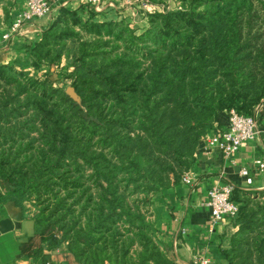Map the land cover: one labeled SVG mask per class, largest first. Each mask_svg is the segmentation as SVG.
<instances>
[{
  "label": "trees",
  "instance_id": "1",
  "mask_svg": "<svg viewBox=\"0 0 264 264\" xmlns=\"http://www.w3.org/2000/svg\"><path fill=\"white\" fill-rule=\"evenodd\" d=\"M207 2L210 3V7L204 13L196 14L195 9L186 7L183 11L158 14L159 17L171 23L165 22V26L162 27L167 31L158 29L160 32L155 34L153 29L156 27L153 21L151 22L152 27L149 33L157 36V44H161L162 47L159 48L160 50H152L153 64L146 69V72L134 75L138 67L123 64L118 61L119 58L110 60L106 63L107 65L104 63V66L99 68L86 62L76 66V71H82L84 77L88 75L100 77L92 79L93 88L91 89L92 100H98L101 97L97 103L100 107H102L103 98L115 86L125 84L127 89L124 92L134 95L130 113L119 114L114 119L105 118L102 125H94L92 122L94 116L88 113L84 118L91 125L83 129L79 127L80 130L88 133L89 138L84 140L87 138L84 135L82 139L88 147H91V140L98 132L96 126L100 127L102 130L100 141L107 146L111 145L120 165L112 164V160L104 151L93 155L91 154V152L94 153L93 151L87 150L89 157H85L86 163L95 170L94 175L89 176L88 180L93 179V185L100 188V203L94 202V195L90 193V187L82 182V177L72 183V189H68L65 185L66 189L71 190L67 197H74L77 189H80L79 198L87 196L78 217L70 224L64 223L57 228L58 222L65 221L66 217L60 216L61 208H54L46 217L40 216L37 218V229L34 236L21 245V254L28 256L40 254L41 264H57L52 261L51 254L45 251L57 252L59 248L64 247L63 251L67 254L64 264H176L168 248L156 238L152 225L142 216L130 213L126 196L121 192L119 185L121 180H116L113 169H130L132 172L145 169L149 172L151 165L148 160L143 161V156L150 157L157 148L164 153H169L179 165L186 166L187 159L192 152L190 143L193 144L196 141L193 131L206 128L210 122L217 121L221 112L230 109L251 116L254 109L250 113L248 109L255 108L264 98V74L259 79L264 65L258 69L249 64L246 66L242 64L240 54L245 53L237 47L241 35L239 31H227L225 22L231 9H226V5L224 7L220 5L228 1L209 0ZM61 14H55L53 23L43 31L40 42L30 50V63L34 68H38L44 62L42 50L52 47L58 31H65L57 23ZM67 15L76 14L67 13ZM194 15L197 16V21L194 20ZM171 17H178L176 24H172ZM96 27L100 26L96 25ZM47 51L44 57L49 54L46 53ZM260 54L264 64V51ZM13 65L15 64H0V75L4 76V71ZM126 70L130 72V80L128 74L125 73ZM143 78H145L144 81H142ZM101 79L105 85L98 84ZM3 80L6 84L11 83L10 79L4 78ZM79 84L80 80L74 84V88L81 97L82 103L87 104L90 111L92 105L88 100L86 101L89 96H85L84 86H78ZM19 93H28V89L21 86ZM62 99L68 104V108L74 110L75 115H81L83 111L80 106L67 94L63 93ZM34 108L40 116L52 114L51 124L57 125L58 120L55 119L59 112L55 108L46 110V105L38 101ZM0 109V123L14 114V109L10 108L9 103H3ZM137 115H140L139 118L136 117ZM124 121L127 122L125 126L131 124L132 127L123 130L126 129L123 125ZM19 128L16 134L14 128H0V136L4 141L16 135L24 138L25 135L21 131L22 126ZM49 131L51 133L47 136L52 139L51 150L58 154L56 160L58 161L74 146L73 141L66 138L68 140L63 142L65 146L59 148L57 140L60 138L58 137L60 130L51 128ZM72 150L78 152L77 146ZM40 154L43 161L42 164H38L39 169L45 166L54 171L56 166H59V163H54L53 159L46 158L44 150H40ZM5 162L7 161H0V167ZM16 170H20V167ZM13 172L17 173L13 169L8 173L0 171V187L7 192V196L26 193L27 184L32 182L26 176L19 180L12 178ZM162 173L176 176L173 166L162 168ZM173 182L177 180L174 179ZM245 192L249 190L236 188L233 194V200L239 205V211L232 220L237 231L230 239L229 248L223 251L229 264H234L231 255L235 250L234 245L240 242L238 237L244 233L251 222H254L256 214L253 208L248 210L241 208L236 200L237 195ZM3 198L0 193V199ZM73 203L78 204L76 200ZM74 211L75 209H68L65 213L72 216ZM52 216L54 219H51ZM82 216L84 222H82ZM125 216H127L125 220L130 221L131 226L127 228L126 234H122L118 231L117 224ZM136 237H139L141 250L135 249L137 250L136 255L130 258L129 254L136 243L132 238ZM257 245L260 254L259 262L264 264V237L258 241Z\"/></svg>",
  "mask_w": 264,
  "mask_h": 264
},
{
  "label": "rangeland",
  "instance_id": "2",
  "mask_svg": "<svg viewBox=\"0 0 264 264\" xmlns=\"http://www.w3.org/2000/svg\"><path fill=\"white\" fill-rule=\"evenodd\" d=\"M7 1L9 0H0V5L6 4ZM207 1L209 0H115L112 5H107L103 3V0H85V3L73 9L70 6H59L58 4L54 6L57 1L50 0L52 12L54 11L55 14L62 13L57 23L60 24L59 27L65 30L58 31L63 35H58V33L52 47H46L42 50L44 62L38 68H34L31 63L29 66L15 64L4 71V76L0 75V108L3 103H9L10 108L14 109L12 117L0 123V128H14L16 134L20 129L19 127L22 126L21 131L25 135L24 138H19L17 135L9 137L8 141H4L0 136V161H7L0 167V171L8 173L13 169L17 173L13 172L12 178L19 180L26 176L29 181H32L27 184L26 193L17 195L26 202L27 208L34 212L36 219L42 215L46 217L54 208L58 207L61 208L60 216L66 217L65 221L58 222L57 228L64 223L70 224L71 221H75L82 204L87 200V196L79 198L80 189L76 190L72 198L67 197V194L71 191L68 189H72V183L77 181L79 177H82V182L90 187V193L94 195V202L100 203V188L93 185V179L88 180L89 176L94 175L95 170L86 163L85 157H89L87 150L93 151L94 153L91 152L93 155H98L104 151L112 160V164L120 165L111 145L107 146L100 141L102 138L100 127L96 126L98 132L91 140V147L85 144L84 140H87L89 136L82 129L91 124L84 117L91 113L94 116L92 118L93 124L102 125L105 118L114 119L119 114L130 113L132 111L130 105L133 104L134 95L124 92L127 89L125 84L115 86L103 98L102 107H100L97 103L101 97L98 100L91 99L93 93L91 92L93 88L92 79L100 77H92V75L84 77L82 71H76V66L86 62L99 68L104 66V63L107 65L106 63L110 60L119 58L118 61L123 64L138 67L134 75L146 72V69L153 64L152 50L162 47L161 44H157L158 38L155 34L160 32L158 29L167 31L162 27L165 26V22H169L159 17L158 14L183 11L186 7L195 9L196 14L204 13L210 7V3ZM226 1H228L225 2L226 4H220L222 7L226 5V9H231L225 25L227 31H239L238 33L241 35L237 47L245 53L244 55L240 54L243 60L242 64L245 66L249 64L259 69L264 65L260 54L261 51H264V0ZM67 13H75L76 15H67ZM171 18L172 24H176L178 17ZM193 18L198 20L196 15ZM152 21L156 27L153 29L155 34L149 33ZM169 24L171 23L169 22ZM96 25L100 27H96ZM45 51L49 53L47 57L43 56ZM89 55L94 57L91 58ZM125 73L128 74L130 80L129 70H126ZM260 74L259 79L263 76L264 69ZM4 78L10 79L11 83L6 84ZM77 79L80 80L78 86H84L85 96H89L86 101L88 100L92 105L89 111L87 104L82 103L81 97L80 103L74 101L83 111L79 116L75 115L74 110L68 108V104L62 99V94H66V88L74 87V84L78 83ZM100 82H98L99 85H105L103 79ZM21 86H25L28 93H19ZM96 88L100 89L99 87ZM116 92L119 93L118 96ZM37 101L46 105V110L55 108L59 112L56 114L57 119L55 120H58L56 126L51 124L53 121L51 119L52 114L40 116L39 112L35 110ZM262 103H264V98L259 104ZM103 108L105 109L102 111ZM255 108L248 109L249 113ZM139 116L136 117L139 118ZM126 123L124 121L123 125L125 126ZM214 124L213 121L206 128H198L193 131V137L196 135V141L193 144L190 143L192 152L187 159L186 166L179 165L169 153H164L157 148L150 157L143 156V161L148 160L149 165H151L149 172L145 169L140 172H132L130 169H113L116 180H121L119 185L122 189L121 192L126 196L130 213L142 216L153 227L152 205L154 198L163 189L181 183L182 177L192 169L198 150L201 144L207 141ZM79 127L82 129L80 130ZM125 127L126 129L123 130L129 129L132 125ZM51 128L52 130L56 128L60 130L58 133L60 138L57 140L59 148L65 146L63 142L72 139L73 147L77 146L78 152L73 151V147H71L67 154L65 152L63 157L56 161L58 154L51 150L52 139L47 136L51 133L49 131ZM84 135L87 138L82 140ZM40 150L46 152L47 159H53L54 163H59L54 171L45 168V166L41 169L38 168V164H42L43 161ZM53 166L55 167V164ZM166 166H173L176 176L162 173V168ZM17 167H20V170H16ZM174 179L177 182L174 183ZM65 185L68 189L65 188ZM74 200L78 203L77 205H74ZM236 200L240 203L241 208H246V210L253 208L256 214L254 222H251L244 233L238 237L240 242L234 245L235 250L232 251L231 258L234 264H260L257 243L264 237V190L245 192L237 195ZM68 209H75L72 216L65 213ZM126 218L127 216L122 221L119 220L117 224V229L122 234H126L127 228L131 226L130 221L125 220ZM51 219H54L53 216ZM82 222H84L83 216ZM139 237L132 238L136 243L133 245V251L131 250L129 254L130 258H134L136 251L141 250L138 242ZM135 249L137 250L135 251Z\"/></svg>",
  "mask_w": 264,
  "mask_h": 264
},
{
  "label": "crops",
  "instance_id": "3",
  "mask_svg": "<svg viewBox=\"0 0 264 264\" xmlns=\"http://www.w3.org/2000/svg\"><path fill=\"white\" fill-rule=\"evenodd\" d=\"M59 6L78 8L85 0H55ZM115 0H103L112 5ZM26 0H9L0 5V64L29 66L30 50L41 40L42 33L53 23V11L44 19H33L21 25L17 31L11 26L17 15L25 9ZM8 4V6H7ZM257 132L254 140L245 143L237 152L226 156L222 149L210 143V138L229 126L227 112H221L201 144L191 171L195 174L192 186L177 183L165 188L154 198L152 205L153 229L156 238L169 250L176 264H229L223 251L229 248L230 239L237 231L232 220L217 224L211 222L209 191L225 183L249 191L264 190V170L256 167L264 162V103L259 104L252 115ZM249 166L253 184L245 187L240 170ZM4 197L0 199V264H41V255L21 254V245L34 236L37 219L18 195H8L0 187ZM64 247L50 253L52 261L64 264L67 254Z\"/></svg>",
  "mask_w": 264,
  "mask_h": 264
},
{
  "label": "built area",
  "instance_id": "4",
  "mask_svg": "<svg viewBox=\"0 0 264 264\" xmlns=\"http://www.w3.org/2000/svg\"><path fill=\"white\" fill-rule=\"evenodd\" d=\"M52 12L50 0H26L25 9L22 10L13 22L11 29L17 31L21 25L33 19H44ZM229 119L228 129L219 132L210 138V143L219 146L226 156L237 152L245 143L256 137V120L254 117L240 114L235 109L226 111ZM256 167L264 170V162L257 161ZM240 175L245 178V187L253 184L251 168L245 166L240 170ZM181 183L192 186L195 183V174L190 170L181 179ZM237 187L231 183L214 186L209 191V207L211 222L217 224L225 220H233L238 211L239 205L233 200V194ZM200 264H209L208 261H201Z\"/></svg>",
  "mask_w": 264,
  "mask_h": 264
},
{
  "label": "water",
  "instance_id": "5",
  "mask_svg": "<svg viewBox=\"0 0 264 264\" xmlns=\"http://www.w3.org/2000/svg\"><path fill=\"white\" fill-rule=\"evenodd\" d=\"M66 94L75 102L80 103V96L76 92L75 88L72 86H69L66 88Z\"/></svg>",
  "mask_w": 264,
  "mask_h": 264
}]
</instances>
